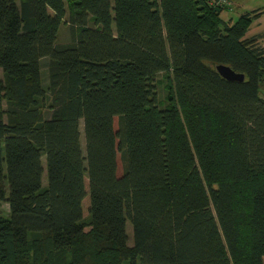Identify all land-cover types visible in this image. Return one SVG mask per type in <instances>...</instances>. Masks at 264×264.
<instances>
[{
  "label": "trees",
  "instance_id": "16d2710c",
  "mask_svg": "<svg viewBox=\"0 0 264 264\" xmlns=\"http://www.w3.org/2000/svg\"><path fill=\"white\" fill-rule=\"evenodd\" d=\"M224 5L0 0V264H264V46Z\"/></svg>",
  "mask_w": 264,
  "mask_h": 264
},
{
  "label": "crops",
  "instance_id": "0c3cea01",
  "mask_svg": "<svg viewBox=\"0 0 264 264\" xmlns=\"http://www.w3.org/2000/svg\"><path fill=\"white\" fill-rule=\"evenodd\" d=\"M246 13H254L256 16L245 37H254L260 46H264V0H225L220 17L224 21L234 22Z\"/></svg>",
  "mask_w": 264,
  "mask_h": 264
},
{
  "label": "rangeland",
  "instance_id": "374dc122",
  "mask_svg": "<svg viewBox=\"0 0 264 264\" xmlns=\"http://www.w3.org/2000/svg\"><path fill=\"white\" fill-rule=\"evenodd\" d=\"M68 40H69V37H68V33H67V26L61 24L59 27L58 33H57L56 42L57 43H66ZM45 60L47 61L46 58L41 60V77H42L44 85L46 84V76H47V72H46V68H45L46 67V61ZM156 80H157V84L155 85V91H156L157 98L161 101L164 98L165 91H164V88L162 86V83L158 82V81H160V76H157ZM159 100H158V102H159ZM160 105L164 106L165 103L161 101ZM41 160H42V163H44V157H42ZM120 173H121V163L119 160V155L117 154V175H120ZM41 183L43 186L46 184L45 172L42 173ZM84 201H85V204H84V208H85L86 204H88L86 197L83 199L82 203ZM82 207H83V205H82ZM7 211H8L7 204L2 203L0 206L1 215L2 216L6 215ZM125 230H126L128 238H129V242H130L131 229H130L129 223L126 224Z\"/></svg>",
  "mask_w": 264,
  "mask_h": 264
},
{
  "label": "water",
  "instance_id": "95a60500",
  "mask_svg": "<svg viewBox=\"0 0 264 264\" xmlns=\"http://www.w3.org/2000/svg\"><path fill=\"white\" fill-rule=\"evenodd\" d=\"M216 71L218 74L228 81H242L243 75L233 72L230 68L223 66V65H217Z\"/></svg>",
  "mask_w": 264,
  "mask_h": 264
}]
</instances>
